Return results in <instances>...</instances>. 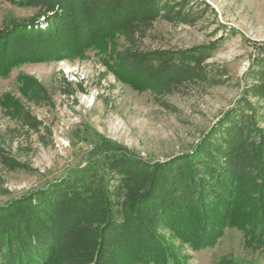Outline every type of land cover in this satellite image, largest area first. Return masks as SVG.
Wrapping results in <instances>:
<instances>
[{"label": "trees", "instance_id": "obj_1", "mask_svg": "<svg viewBox=\"0 0 264 264\" xmlns=\"http://www.w3.org/2000/svg\"><path fill=\"white\" fill-rule=\"evenodd\" d=\"M7 1L41 12L0 29L1 78L25 63L81 59L100 49L107 69L124 83L140 91L171 89L199 77L207 57L196 48L118 50L117 36L157 18L158 0ZM21 81L30 99H49L32 78ZM2 104L32 121L12 97ZM245 127L222 137L218 157L203 143L166 162L146 161L104 139L102 147L117 153L104 173L79 174L0 206V264H186L185 245L212 248L228 229L258 237L264 254V133L257 129L260 141L252 140Z\"/></svg>", "mask_w": 264, "mask_h": 264}, {"label": "rangeland", "instance_id": "obj_2", "mask_svg": "<svg viewBox=\"0 0 264 264\" xmlns=\"http://www.w3.org/2000/svg\"><path fill=\"white\" fill-rule=\"evenodd\" d=\"M157 7L155 20L116 37L118 50L203 49L207 57L194 80L140 91L107 69L100 49L81 59L25 63L0 77V206L79 174L104 173L106 162L117 155L102 147L104 139L152 162L187 156L203 143L218 157L222 137L237 125L251 129L250 138L260 141L264 0H158ZM40 12L0 0V29ZM40 20V28H46ZM23 77L32 78L49 99L25 95ZM6 97L17 100L32 121L12 114V100L7 101L11 109L4 107ZM5 158L19 166L5 164ZM260 247L258 237L247 239L242 231L228 229L214 247L196 251L185 245L181 254L186 264L222 259L264 264Z\"/></svg>", "mask_w": 264, "mask_h": 264}]
</instances>
